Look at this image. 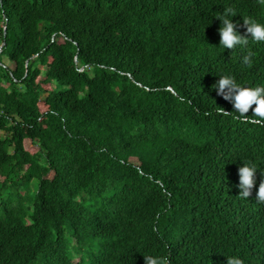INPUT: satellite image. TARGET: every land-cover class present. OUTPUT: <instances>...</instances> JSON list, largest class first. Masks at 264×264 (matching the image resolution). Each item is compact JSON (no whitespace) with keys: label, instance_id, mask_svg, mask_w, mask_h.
Masks as SVG:
<instances>
[{"label":"trees","instance_id":"16d2710c","mask_svg":"<svg viewBox=\"0 0 264 264\" xmlns=\"http://www.w3.org/2000/svg\"><path fill=\"white\" fill-rule=\"evenodd\" d=\"M226 6L264 22L260 0H0V264H264V123L213 88L264 84V43L251 66L220 47Z\"/></svg>","mask_w":264,"mask_h":264},{"label":"clouds","instance_id":"9594fccd","mask_svg":"<svg viewBox=\"0 0 264 264\" xmlns=\"http://www.w3.org/2000/svg\"><path fill=\"white\" fill-rule=\"evenodd\" d=\"M260 2L264 4V0H260ZM237 14L238 10L235 7L226 6L224 11L216 16L221 19V26L218 29L220 34L219 46L223 49H246L242 63L251 66L254 62L255 53L250 47V42L264 43V22L255 17L243 15V26L246 27V32L250 36L245 35L238 30V22L233 20ZM217 74L220 78L213 85V88L217 90L219 95L229 100L234 107V111L231 113L223 107L217 108V111L225 116L233 114L234 118L242 123H264V84L245 85L238 81L235 74L227 72H218ZM250 109H252L251 115L248 114ZM259 168L256 162L243 160L239 167L240 197L248 198L252 194V190L257 184L256 174ZM256 200L264 203V181L259 183ZM144 260L145 264H169L168 257L165 255L144 254ZM227 264H244V260L239 255H227Z\"/></svg>","mask_w":264,"mask_h":264}]
</instances>
